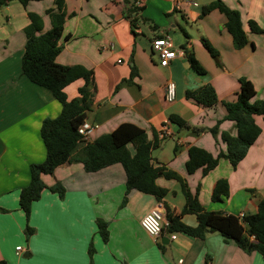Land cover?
Instances as JSON below:
<instances>
[{
    "label": "crops",
    "instance_id": "1",
    "mask_svg": "<svg viewBox=\"0 0 264 264\" xmlns=\"http://www.w3.org/2000/svg\"><path fill=\"white\" fill-rule=\"evenodd\" d=\"M198 1V2H197ZM64 0L66 19L55 62L62 66H82L93 73L94 93L85 122L96 128L91 141L111 133L121 124L143 130L156 147L152 163L175 173L191 194L199 186L198 202L207 212L243 217L257 210L264 196V123L256 117L261 134L236 168L226 159L206 176L201 169L192 175L185 170L188 150L196 147L213 157L226 152L221 133L236 136L234 124L225 121L222 103L233 102L239 79L248 80L255 91L252 101L264 102V41L249 31L248 21L264 31V0H222L240 15L247 44L240 50L232 46L225 29V18L217 10L200 17L203 6L213 0ZM200 3V4H198ZM140 11L128 16V9ZM53 0L30 2L26 7L12 1L0 6V261L6 264H264L255 253H245L235 242L209 232L203 239L167 234L158 239L148 236L141 218L154 208L165 207L182 223L195 227L193 215H181L185 198L175 180L158 178L155 183L166 191L161 201L132 190L125 206V173L114 164L87 173L79 162L57 167L43 177L47 187L60 184L63 198L45 189L31 205L28 225L34 233L25 237L26 220L19 208V192L29 183V168L45 159L39 130L45 119L56 118L61 110L51 93L29 82L21 72L24 52L23 29L28 13L42 18L43 30L50 29L46 11L54 10ZM135 20V34L131 33ZM167 35L174 49L185 53L167 68L158 65L151 51L153 39ZM203 41L216 51L210 56ZM192 54L204 74L189 69ZM120 62V63H119ZM172 82L175 100L166 101L165 86ZM83 85L77 80L64 92L68 100L78 96ZM210 86L218 103L202 108L185 97L186 92ZM177 117L185 123L171 122ZM218 121L216 136L209 131ZM167 126L171 135L158 139ZM218 180H226L229 198L211 201ZM107 223L108 241L97 233L96 220ZM169 239L167 245L161 239ZM93 254L88 256L89 246ZM20 247L22 252L16 253ZM162 247V248H161ZM28 259H23L25 255ZM25 257V256H24Z\"/></svg>",
    "mask_w": 264,
    "mask_h": 264
},
{
    "label": "trees",
    "instance_id": "2",
    "mask_svg": "<svg viewBox=\"0 0 264 264\" xmlns=\"http://www.w3.org/2000/svg\"><path fill=\"white\" fill-rule=\"evenodd\" d=\"M12 1L26 7L30 2L43 0H0V6ZM53 4L55 9L46 11L50 21V29L47 32H42V18L34 13H28L29 23L23 29L25 45L21 58L22 75L32 84L49 91L61 107L56 118L45 119L40 126L39 135L45 149V159L41 163L30 166L29 183L19 192L18 204L26 220L25 237L28 239L34 233L28 225V220L31 205L39 200L42 191L47 189L56 193L59 198H63L64 195V189L60 184L47 187L43 182V177L51 175L57 167L71 162L81 163L87 173H94L111 165L120 164L126 179L125 195L120 207L125 206L127 194L132 190L153 196L161 201L166 191L157 187L155 181L158 178L175 180L181 185L185 198L181 215L195 216L197 224L195 227L185 225L179 216H174L170 209L165 207V220L168 222L167 234H183L191 238L203 239L207 233L216 232L223 239L235 242L237 247L245 253L255 252L264 260V196L260 199L256 212L244 215L242 218L218 212H207L198 202L200 185L196 188V193L191 194L179 176L152 163L151 150L157 145L156 143L151 144L145 132L138 127L132 124H121L111 133L100 136L91 143L84 145L80 141L77 130L84 122L86 113L92 105L93 73L82 66H62L55 62L61 52L58 42L66 15L64 0H53ZM213 10H217L224 16L225 29L231 37L233 48L242 49L247 44V38L242 29L239 13L228 8L222 0H213L201 8L200 17L206 16ZM137 11L140 9L134 7L128 9V16ZM130 22L131 33L135 34L136 21L131 20ZM248 28L251 33L261 35L264 41V31L255 22L248 21ZM203 46L211 57H217L216 51L206 41H203ZM187 61L192 72L197 75L204 74L203 68L192 54L187 55ZM77 80H82L83 85L77 91L78 96L68 100L64 89ZM254 96L255 91L252 84L246 79H239V91L235 100L222 103L225 108L223 120L234 124L236 136L221 133L220 139L226 146V152L219 153L216 157L205 150L190 148L185 163L188 175L201 169L202 176H206L222 158L228 160L233 168H236L237 164L243 160L249 148L261 134V128L256 124L255 118L260 117L264 123V102L252 101ZM185 97L202 108H212L218 103L215 91L210 86L186 92ZM170 120L179 127H185V123L177 117H170ZM220 122L218 121L215 127L210 129L209 132L213 136H216ZM227 198H229L228 182L218 180L212 189L211 201L221 203ZM0 212L5 211L0 209ZM95 224L98 235L106 243L109 235L107 223L97 219ZM92 254L93 249L90 245L89 258ZM0 264L6 263L0 261Z\"/></svg>",
    "mask_w": 264,
    "mask_h": 264
},
{
    "label": "built area",
    "instance_id": "3",
    "mask_svg": "<svg viewBox=\"0 0 264 264\" xmlns=\"http://www.w3.org/2000/svg\"><path fill=\"white\" fill-rule=\"evenodd\" d=\"M151 51L154 55H156L158 65L161 68H167L171 62L184 55L183 51L174 49L172 41L167 35L153 39L151 42ZM165 98L169 103L175 100V88L172 82H168L165 86ZM95 128V126H92L85 121L78 127L77 131L80 136V141L84 145L92 142L90 134ZM170 135L171 132L169 128L167 126H163L158 132V139L163 140ZM140 226L148 236L153 239H158L161 235L167 234L166 228L168 226V222L165 220L162 211L158 208H154L141 218ZM167 237L174 240L175 234H167ZM19 252H22V249L17 247L16 253L18 255L20 254ZM178 263L180 264L181 261Z\"/></svg>",
    "mask_w": 264,
    "mask_h": 264
},
{
    "label": "water",
    "instance_id": "4",
    "mask_svg": "<svg viewBox=\"0 0 264 264\" xmlns=\"http://www.w3.org/2000/svg\"><path fill=\"white\" fill-rule=\"evenodd\" d=\"M168 242H169V239H168V238H166V239H163V238H162V239H161V244H163V245H167ZM24 256L26 257V256H28V254L26 253Z\"/></svg>",
    "mask_w": 264,
    "mask_h": 264
},
{
    "label": "rangeland",
    "instance_id": "5",
    "mask_svg": "<svg viewBox=\"0 0 264 264\" xmlns=\"http://www.w3.org/2000/svg\"><path fill=\"white\" fill-rule=\"evenodd\" d=\"M194 1H197V0H194ZM197 2H198V1H197ZM198 4H200V3H198ZM21 257H22L23 259H28V258L24 257L23 255H21Z\"/></svg>",
    "mask_w": 264,
    "mask_h": 264
}]
</instances>
